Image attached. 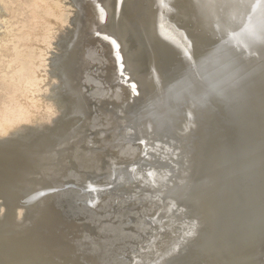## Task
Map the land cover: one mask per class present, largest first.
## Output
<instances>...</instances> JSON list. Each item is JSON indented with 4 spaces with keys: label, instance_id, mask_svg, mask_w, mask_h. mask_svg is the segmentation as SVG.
Returning <instances> with one entry per match:
<instances>
[{
    "label": "bare ground",
    "instance_id": "bare-ground-1",
    "mask_svg": "<svg viewBox=\"0 0 264 264\" xmlns=\"http://www.w3.org/2000/svg\"><path fill=\"white\" fill-rule=\"evenodd\" d=\"M257 83L264 0H0V264H264Z\"/></svg>",
    "mask_w": 264,
    "mask_h": 264
},
{
    "label": "rangeland",
    "instance_id": "rangeland-1",
    "mask_svg": "<svg viewBox=\"0 0 264 264\" xmlns=\"http://www.w3.org/2000/svg\"><path fill=\"white\" fill-rule=\"evenodd\" d=\"M15 7V6H14ZM57 49H59L58 47H57ZM169 49H167V50H165L164 51V53L167 55L166 56V58L164 57V59L162 60V61H160V56L158 55L156 58H157V61H158V59H159V61H158V63H156L157 64V66H158V69L161 71V72H165L166 70H168L169 71V73H171V72H174L175 73V70L176 69H172V71H171V66L172 65H170L169 63H168V61H167V59L168 60H173L174 59V57H170V58H168V53H167V51H168ZM56 50H54V53H56L55 52ZM157 51H158V54H161V57L163 58V56H162V54H164L162 51H160L159 49H157ZM142 53V50H139V52H138V54L139 53ZM160 52V53H159ZM164 54V55H165ZM137 65V64H136ZM148 67V66H147ZM136 69H137V67H135ZM139 68V67H138ZM157 68V67H156ZM172 76H174V74L172 73ZM254 82V81H253ZM146 83H148V82H144V87H143V90L145 91V93H147V95L148 96H152V97H154V99L155 98H157V103H159V94L157 93V91L158 90H162L164 87H166L167 86V84H166V81L165 80H163V82L162 81H160V83L158 84V85H154L153 86V88H152V90L151 89H149L147 86H146ZM258 84V83H257ZM261 86H262V84H258V92H260V89H261ZM256 87V86H255ZM253 89H255L254 88V85H250L249 86V88H248V90L249 91H251L252 93H253ZM257 89V88H256ZM262 89H264V87L262 86ZM233 102L234 101H231V103H230V100H229V102H227L226 103V109L228 108L229 110V112H228V116H226L227 114H225L224 113V111L225 110H221V109H218V108H216V110H213V114H218V115H220L221 113L223 114V115H220V116H225L224 118H226V120H224V122L226 123V124H230V127H232V129H236L237 128V125H238V123H236L235 122V118L236 119H238V116H239V114H236L237 113V111L235 110V108H236V102H234V104H233ZM229 104H231V106H229ZM235 105V106H234ZM224 108V109H225ZM159 115H156V116H153L152 117V119H154V120H156V118L158 117ZM229 118V119H228ZM57 118H54V121L56 120ZM223 119V118H222ZM52 125V126H51ZM26 126H28V125H26ZM33 127H34V125H32ZM32 126H29V127H32ZM239 126V125H238ZM46 127H49V128H52V127H54V122L53 123H50V125L49 124H47V126ZM249 134V133H248ZM251 135H252V133H251ZM33 136V135H32ZM30 137L31 139L30 140H32L33 139V137L35 136H33V137ZM6 138H11L10 136H7ZM35 138V137H34ZM232 138V140H233V137H231ZM241 138V137H240ZM29 139V138H28ZM234 141V143H236L235 141L236 140H233ZM225 144V143H224ZM223 144V145H224ZM235 146L234 147H236V144H234ZM232 147V145H230L229 146V149ZM234 147H232V149L231 150H233L234 149ZM227 148V147H226ZM233 151H235V150H233ZM232 152V151H231ZM228 155V153L226 152V157L228 158V160H231L230 159V157H228L227 156ZM7 163V165L5 166V164ZM12 163H14V165L12 164ZM17 163V164H16ZM11 164V166H9ZM21 165L19 168L16 166V165ZM24 164V162H14V160H7L6 162H2V163H0V167L2 168H0V178L2 177H4L2 180L0 179V190H2V191H0V192H5V194L7 193V194H9L10 196H6L7 197V199H8V201H10L11 203H17L16 202V199H15V196H12L13 194H11V189L12 188H6V187H8V184H10L11 183V181H6L7 179V177L10 175V174H12V172L13 171H21L22 170V168L25 166V165H23ZM3 165V166H2ZM13 166V167H12ZM15 166V167H14ZM9 167V168H8ZM10 167H12V169L10 168ZM13 168L15 169V170H13ZM12 171H11V170ZM21 169V170H20ZM228 169L230 170V168H229V166H228ZM4 171V172H3ZM7 171H8V173H7ZM14 173V172H13ZM5 174V175H4ZM199 176V172H198V174H196V178ZM195 177H194V179H195ZM232 178V176L230 177V178H228V180L227 181H225V195H226V200L225 201H227L228 203H229V201L231 202V206L233 207V205H232V202L234 203V210H235V214H232L231 213V215H233V216H235V218L239 221V219L241 220V217H240V215H238V211H239V209H238V207H237V197H233L232 195H230L231 194V191H232V182H234L233 181V178ZM229 179H231V180H229ZM245 179V178H244ZM244 179H242V180H244ZM10 182V183H9ZM228 182V183H227ZM8 183V184H7ZM14 183V182H13ZM13 183L12 184H10L9 186H14L13 185ZM7 184V185H6ZM230 184V185H229ZM245 184V183H244ZM5 186V187H4ZM263 187V186H262ZM9 189H10V191H9ZM7 190V191H6ZM264 190V188L263 189H260V192L262 193V192H264L263 191ZM208 192V191H207ZM260 193V194H261ZM12 197V198H11ZM188 197V196H187ZM227 197H228V199H229V201L227 200ZM262 197V196H261ZM10 198V199H9ZM13 199V200H12ZM232 199V200H231ZM1 200V199H0ZM263 200V199H262ZM235 201V202H234ZM11 203H9L10 204V206H12L11 205ZM236 203V204H235ZM260 203H261V206L262 205H264L263 203H262V201H260ZM236 208V209H235ZM241 211V210H240ZM239 218V219H238ZM235 219V220H236ZM222 220V219H221ZM217 221H218V219H217ZM232 221V220H231ZM221 222V223H220ZM223 221H219L218 222V225L219 226H222V224L223 223H227L228 221H224L223 223H222ZM233 222V221H232ZM232 222H230V223H232ZM229 223V222H228ZM229 223V224H230ZM221 224V225H220ZM232 225V224H231ZM231 225H229L230 227H231ZM223 226H225V225H223ZM226 226H228V225H226ZM11 240V239H10ZM6 244V245H5ZM7 244H10V242H7L6 241V243H4L3 244V246H4V250H3V246H2V243H1V245H0V247H1V251H5V252H7L8 251V249H9V246L7 245ZM7 246V247H6ZM11 246V245H10ZM6 247V248H5ZM10 250V249H9Z\"/></svg>",
    "mask_w": 264,
    "mask_h": 264
},
{
    "label": "snow or ice",
    "instance_id": "snow-or-ice-1",
    "mask_svg": "<svg viewBox=\"0 0 264 264\" xmlns=\"http://www.w3.org/2000/svg\"><path fill=\"white\" fill-rule=\"evenodd\" d=\"M119 2L122 4L123 0H119ZM113 43H115V41H113ZM135 88H136V85L133 84V89H135ZM136 94L139 95V92L137 91ZM149 174H151V173H149Z\"/></svg>",
    "mask_w": 264,
    "mask_h": 264
},
{
    "label": "water",
    "instance_id": "water-1",
    "mask_svg": "<svg viewBox=\"0 0 264 264\" xmlns=\"http://www.w3.org/2000/svg\"><path fill=\"white\" fill-rule=\"evenodd\" d=\"M125 79L128 80V79H130V78H129V77H126ZM130 85H131V84H130Z\"/></svg>",
    "mask_w": 264,
    "mask_h": 264
}]
</instances>
